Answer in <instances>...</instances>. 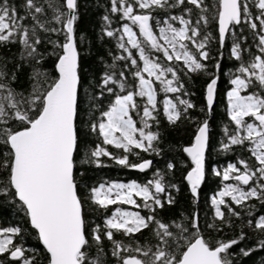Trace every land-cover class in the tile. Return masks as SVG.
I'll return each instance as SVG.
<instances>
[{"label":"snow or ice","instance_id":"6c2138e0","mask_svg":"<svg viewBox=\"0 0 264 264\" xmlns=\"http://www.w3.org/2000/svg\"><path fill=\"white\" fill-rule=\"evenodd\" d=\"M5 214L0 264H264V0H0Z\"/></svg>","mask_w":264,"mask_h":264},{"label":"trees","instance_id":"16d2710c","mask_svg":"<svg viewBox=\"0 0 264 264\" xmlns=\"http://www.w3.org/2000/svg\"><path fill=\"white\" fill-rule=\"evenodd\" d=\"M98 18H99L98 12L95 9H90L88 15L84 18V21H83L81 26L84 28L92 29V28L97 26ZM222 111H223V109H221V112ZM218 159L220 160V163L223 164L226 160V157L220 156ZM95 175L99 178H104V177L119 178L121 180H124L125 182L128 179H132V178H135L138 181H142L144 178V174H142V173H137V172H134L133 170H120V169L115 168V167L99 171ZM216 186H217V181L214 178L212 182H210L207 186H205L203 188L202 198H210V196L212 195L213 190L216 188ZM126 207H129V206H126ZM172 211H176V209H173ZM169 215H170V213H168V212L164 213V216L166 219ZM8 219H10V217L7 214H5L4 220H0V223H3L5 221H7ZM137 235H139V234H137ZM141 239H143V238H141ZM256 260L258 261L259 257H256Z\"/></svg>","mask_w":264,"mask_h":264},{"label":"water","instance_id":"95a60500","mask_svg":"<svg viewBox=\"0 0 264 264\" xmlns=\"http://www.w3.org/2000/svg\"><path fill=\"white\" fill-rule=\"evenodd\" d=\"M134 172H137V171H135V170H133ZM138 173V172H137Z\"/></svg>","mask_w":264,"mask_h":264}]
</instances>
